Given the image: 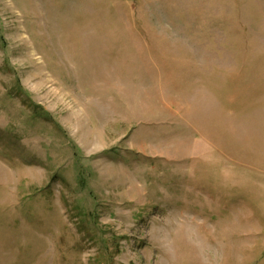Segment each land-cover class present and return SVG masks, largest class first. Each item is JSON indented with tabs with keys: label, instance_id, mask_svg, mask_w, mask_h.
Segmentation results:
<instances>
[{
	"label": "rangeland",
	"instance_id": "1",
	"mask_svg": "<svg viewBox=\"0 0 264 264\" xmlns=\"http://www.w3.org/2000/svg\"><path fill=\"white\" fill-rule=\"evenodd\" d=\"M0 264H264V0H0Z\"/></svg>",
	"mask_w": 264,
	"mask_h": 264
}]
</instances>
